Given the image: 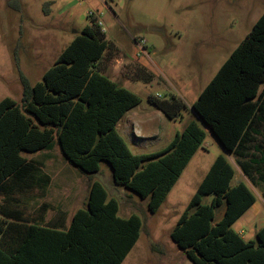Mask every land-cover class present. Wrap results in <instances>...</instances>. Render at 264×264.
<instances>
[{"label": "trees", "instance_id": "obj_1", "mask_svg": "<svg viewBox=\"0 0 264 264\" xmlns=\"http://www.w3.org/2000/svg\"><path fill=\"white\" fill-rule=\"evenodd\" d=\"M90 17L41 80L30 83L19 73V101L0 99V264H121L138 240L139 215L120 216L117 200L97 180L66 226L63 216L49 225L24 216L13 195L33 185L41 168L23 152L48 149L54 141L83 173L106 162L113 182L147 198L155 212L207 126L264 201V146L257 142L264 128V10L190 104L204 127L190 119L165 147L149 153H133L117 130L141 97L106 73L116 46ZM133 77L148 82L153 75L137 65ZM147 101L168 118L187 107L175 94L150 93ZM235 176L234 165L218 154L171 229L170 238L193 264H264V224L247 240L232 226L257 199L243 178L233 182Z\"/></svg>", "mask_w": 264, "mask_h": 264}, {"label": "rangeland", "instance_id": "obj_2", "mask_svg": "<svg viewBox=\"0 0 264 264\" xmlns=\"http://www.w3.org/2000/svg\"><path fill=\"white\" fill-rule=\"evenodd\" d=\"M89 10L98 13L106 36L116 46L106 73L141 97L140 103L120 118L117 130L133 153H149L165 147L190 119L204 127L190 104L250 31L264 10V0H0V99L20 100V72L30 83L41 80L76 32L90 23ZM140 38L145 39L147 53L137 48L135 39ZM137 65L144 66L152 80L135 79ZM150 93L160 98L175 94L187 107L179 116L168 118L147 101ZM261 130L257 142L264 146V128ZM205 131L203 142L155 212L147 209V198L113 182L106 162H100L97 172L83 173L66 161L55 141L48 149L23 152L27 159L43 163L52 176L46 196L36 191H16L13 196L27 217H35L36 205L45 201L49 205L47 218L64 207L63 218L69 222L73 211L84 206L87 183L97 180L108 197L117 200L120 216L136 213L141 218L138 240L121 264H193L170 238V232L218 154H225L236 168L233 182L243 178L262 206L253 222L246 221L248 212L239 219L245 237L254 223L264 224L257 186L242 174L235 156L224 151L207 127Z\"/></svg>", "mask_w": 264, "mask_h": 264}, {"label": "crops", "instance_id": "obj_3", "mask_svg": "<svg viewBox=\"0 0 264 264\" xmlns=\"http://www.w3.org/2000/svg\"><path fill=\"white\" fill-rule=\"evenodd\" d=\"M107 37V36H106ZM108 38V37H107ZM109 39V38H108ZM57 57V56H56ZM112 59V58H111ZM110 59V60H111ZM109 60V61H110ZM108 61V62H109ZM110 67V65L108 64V67H107V69ZM107 71V70H106ZM110 77V76H109ZM111 79H113V80H115L114 78H112V77H110ZM193 102V101H192ZM132 108V107H131ZM130 108V109H131ZM130 109H128V110H130ZM127 110V111H128ZM127 111H125V112H127ZM125 114V113H124ZM123 114V115H124ZM122 115V116H123ZM120 120V119H119ZM119 122V121H118ZM118 124V123H117ZM133 131V133H134V130H132ZM67 161V160H66ZM40 162V161H39ZM39 167L41 168V175H36V176H34V182H33V185H25V187L24 188H22V189H20L19 191H20V193H25V194H27V193H30V192H32V191H36V192H39V194L41 195V196H46V194H47V189L49 188V185H50V183H51V181H52V176L48 173V172H46L45 170H44V164L43 163H41L40 162V165H39ZM70 180H68V182H69ZM93 181V180H92ZM90 183H91V181L90 182H88L87 183V196H88V191H89V185H90ZM119 186V185H118ZM87 196H86V198H85V201H84V204H85V202H86V199H87ZM260 201H263V199L262 200H260ZM49 205H48V203L47 202H45V201H42L41 203H39V204H37L36 205V214H35V217H27L26 216V214H25V210H24V208H23V206L20 204V203H18V207H19V209L20 210H22V212H23V214H24V216L28 219V220H30V221H34L35 223H37V224H45V225H49L50 223H51V221H53V220H55L56 218H57V216H64V214L67 212L66 211V209L63 207V208H61V210H59V209H57L56 210V212H55V216L53 217V218H47V212H46V209H47V207H48ZM58 206V205H57ZM64 206H66V205H64ZM263 206H264V201H263ZM79 208V207H78ZM77 209V208H76ZM75 209V210H76ZM75 210L73 211V213L75 212ZM261 211H262V206H261V204L260 203H258V201H257V199H256V201L233 223V228L237 231V232H239L240 234H241V236L244 238V239H250V238H252V236H253V234H254V231L257 229V228H259V227H261L262 225H258L257 223H254V225H253V229H251L250 228V230L248 231V237H245V233H246V229H244V227H242L241 226V223H240V221H239V219L245 214V213H247L248 212V215H247V217H246V221L248 222V223H251V222H253V220H255V218H257V217H259V215H260V213H261ZM72 213V214H73ZM131 214V213H130ZM72 216V215H71ZM65 220V219H64ZM259 220H260V218H259ZM66 221V220H65ZM64 221V222H65ZM70 221V220H69ZM68 223L69 222H65L64 223V226H66V225H68ZM134 246V245H133ZM132 249V248H131ZM129 253V252H128Z\"/></svg>", "mask_w": 264, "mask_h": 264}, {"label": "built area", "instance_id": "obj_4", "mask_svg": "<svg viewBox=\"0 0 264 264\" xmlns=\"http://www.w3.org/2000/svg\"><path fill=\"white\" fill-rule=\"evenodd\" d=\"M87 13H88V16L97 17L98 24L102 27V30L105 31V28L103 26V22L101 20H99V18H98V13H96L95 11H91V10H89ZM135 42H136L137 48H138L140 53H147V46L145 44L144 38H140L139 40L135 39Z\"/></svg>", "mask_w": 264, "mask_h": 264}, {"label": "water", "instance_id": "obj_5", "mask_svg": "<svg viewBox=\"0 0 264 264\" xmlns=\"http://www.w3.org/2000/svg\"><path fill=\"white\" fill-rule=\"evenodd\" d=\"M150 29L151 30H156V28H154V27H150ZM75 32V31H74ZM196 114V113H195ZM196 116H198L197 114H196ZM205 127H207V126H205ZM208 128V127H207ZM210 131V130H209ZM210 133H211V131H210Z\"/></svg>", "mask_w": 264, "mask_h": 264}]
</instances>
